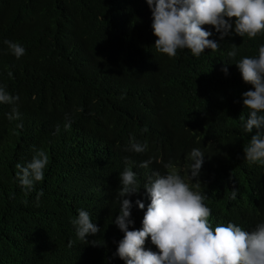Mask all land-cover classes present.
I'll return each mask as SVG.
<instances>
[{
	"label": "trees",
	"instance_id": "obj_1",
	"mask_svg": "<svg viewBox=\"0 0 264 264\" xmlns=\"http://www.w3.org/2000/svg\"><path fill=\"white\" fill-rule=\"evenodd\" d=\"M156 39L146 0H0V85L19 96L20 113L9 121L12 106L0 104V264H125L114 255L123 233L113 223L125 158L141 187L165 174L167 163L186 182L198 179L194 190L207 196L213 229L264 223V166L246 161L250 134L239 119L247 118L242 93L251 85L235 64L258 56L264 35L232 34L199 58L184 49L170 59L156 51ZM5 40L26 54L17 59ZM224 63H231L227 74ZM132 138L147 151H125ZM193 148L205 156L192 181ZM38 149L49 163L25 194L16 165L26 166ZM130 199V230H138L150 198L141 188ZM80 209L101 228L87 237L97 245L77 237L72 221ZM145 248L156 251L150 238Z\"/></svg>",
	"mask_w": 264,
	"mask_h": 264
},
{
	"label": "clouds",
	"instance_id": "obj_2",
	"mask_svg": "<svg viewBox=\"0 0 264 264\" xmlns=\"http://www.w3.org/2000/svg\"><path fill=\"white\" fill-rule=\"evenodd\" d=\"M152 14L153 34L157 39L154 47L157 52L168 58L177 56L178 50L188 49L194 57L199 58L205 50L217 51L220 41L232 34L254 39L264 35V0H146ZM205 25L212 26L219 34V40L211 39L213 32ZM10 52L17 58L26 54L19 43L5 40ZM230 59L237 56L236 45L227 53ZM224 63L221 69L228 73ZM243 82L251 89L242 93L243 109H247V118L240 115L244 132L250 134L248 144L243 147V154L250 164L264 166V45H260L258 56H245L235 63ZM19 96L11 95L6 87L0 85V104L11 105L9 121L19 120L20 113L16 107ZM17 127H22L18 124ZM70 124H65V128ZM59 131V128H57ZM147 143L130 139L125 151L143 154ZM205 153L193 148L190 153L192 163L189 177L198 178L204 162ZM49 163L47 153L38 149L26 166L17 164L20 169L18 179L25 194L34 190L37 182L44 180V171ZM126 166L119 174L120 198L119 214L113 223L123 233L118 242L115 256L125 264H264V223H259L254 230L246 231L241 226L229 222L217 225L213 229L209 217L211 209L204 201L206 194L198 190L199 180L190 184L171 164L164 165L165 174L154 173V179L141 184L131 161L125 158ZM153 160L149 158L140 164L148 168ZM143 188L150 198L144 212L141 229H132L133 201L130 199ZM232 191V199L236 198ZM43 195L42 190L38 193ZM135 206L145 209V204L137 199ZM77 237L93 244L87 237L101 232L91 219L90 214L80 209L72 221ZM150 238L156 251L145 248Z\"/></svg>",
	"mask_w": 264,
	"mask_h": 264
}]
</instances>
